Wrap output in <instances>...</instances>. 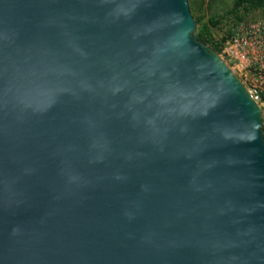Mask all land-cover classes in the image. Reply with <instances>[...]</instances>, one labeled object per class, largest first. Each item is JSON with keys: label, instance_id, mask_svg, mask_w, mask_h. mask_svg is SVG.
Instances as JSON below:
<instances>
[{"label": "water", "instance_id": "water-1", "mask_svg": "<svg viewBox=\"0 0 264 264\" xmlns=\"http://www.w3.org/2000/svg\"><path fill=\"white\" fill-rule=\"evenodd\" d=\"M189 0H0V264H264L263 110Z\"/></svg>", "mask_w": 264, "mask_h": 264}, {"label": "rangeland", "instance_id": "rangeland-1", "mask_svg": "<svg viewBox=\"0 0 264 264\" xmlns=\"http://www.w3.org/2000/svg\"><path fill=\"white\" fill-rule=\"evenodd\" d=\"M233 2L234 0H189L192 14L198 20L197 25L208 24L212 18L219 20L217 26H212L213 35L218 40L227 37L228 42L235 36H246L257 43L258 46L248 53V62L230 60L223 51L226 42L220 54L243 80L248 90L259 96L257 101L263 110L264 126V9L250 12L244 20L238 21L230 12ZM259 42L262 43L261 46Z\"/></svg>", "mask_w": 264, "mask_h": 264}, {"label": "trees", "instance_id": "trees-1", "mask_svg": "<svg viewBox=\"0 0 264 264\" xmlns=\"http://www.w3.org/2000/svg\"><path fill=\"white\" fill-rule=\"evenodd\" d=\"M259 9H264V0H234L230 12L235 16L238 21H242L250 12ZM218 23V19L212 18L210 19L208 24H203L201 26L198 24L200 27L195 36L199 42L203 44H208L219 53H222L224 43L228 40V38L223 37L221 40H218L216 37H214L212 32V26H217Z\"/></svg>", "mask_w": 264, "mask_h": 264}, {"label": "built area", "instance_id": "built-area-1", "mask_svg": "<svg viewBox=\"0 0 264 264\" xmlns=\"http://www.w3.org/2000/svg\"><path fill=\"white\" fill-rule=\"evenodd\" d=\"M262 34L264 36V30L262 31ZM264 40V39H263ZM224 47V53L230 58L232 61L239 60L240 62H248L249 57L248 53L256 48L257 43L252 42L250 38L243 36H235L228 42H226ZM260 43V42H259ZM262 43H260L261 46ZM253 97L258 100V95L252 93Z\"/></svg>", "mask_w": 264, "mask_h": 264}]
</instances>
